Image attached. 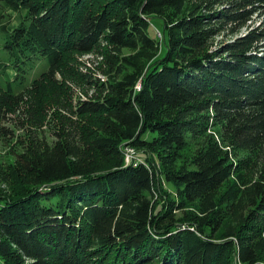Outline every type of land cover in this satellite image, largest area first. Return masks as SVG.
<instances>
[{
    "label": "trees",
    "instance_id": "16d2710c",
    "mask_svg": "<svg viewBox=\"0 0 264 264\" xmlns=\"http://www.w3.org/2000/svg\"><path fill=\"white\" fill-rule=\"evenodd\" d=\"M0 25L12 58L4 82L0 63V140L30 90L63 89L71 53L100 49L105 76L86 78L94 95L77 106L52 101L96 130L69 123L52 144L32 140L0 175L19 184L17 196L0 189V264H258L264 0H0ZM36 58L48 69L18 90ZM29 105L36 120L42 103ZM126 144L158 150L162 169L126 161ZM160 175L179 184L175 198Z\"/></svg>",
    "mask_w": 264,
    "mask_h": 264
},
{
    "label": "rangeland",
    "instance_id": "374dc122",
    "mask_svg": "<svg viewBox=\"0 0 264 264\" xmlns=\"http://www.w3.org/2000/svg\"><path fill=\"white\" fill-rule=\"evenodd\" d=\"M260 18L254 19L249 25L241 29L236 35L220 34L214 38V47H218L223 42H229L233 40L238 35L245 34L250 28L260 24ZM152 30L162 39V27L161 21L154 20ZM152 32V33H153ZM6 33L2 30L0 25V63H5L8 65L9 69L2 76V82L5 78L11 76V62L12 58L9 51L5 48ZM102 47L105 43L101 44ZM100 50V49H99ZM99 50L90 53H71L65 59V64L62 72L57 74V78L61 81L62 90L57 93L67 100L68 104L72 102L73 106L79 105V103L84 100L93 98L94 89L91 84H88L86 78L89 76L105 78L101 73V57L99 55ZM32 66L26 71L25 77L22 78V85L18 90H21L23 86L29 87L34 80H39L48 69V61L45 58H36ZM8 73V75H7ZM24 82V83H23ZM47 82L41 83L34 90H30L27 97V102L20 104L15 112L10 114L9 120L5 123L6 126L11 130L12 134L10 137L2 138L0 140V175L4 176L5 173L10 171V167L14 164L15 154L23 152L32 140H39L43 144H52L58 138V134L61 133L63 127L67 128L69 123H77L79 127L90 129L91 131L96 130L95 124L87 123V120L81 119L74 116L71 112L64 110L63 108L57 107L53 104V98L57 93L52 87L47 86ZM33 91V92H32ZM41 102L43 112L37 111L38 118L35 120L31 117L30 107L31 102ZM73 127V126H72ZM216 131V129H215ZM145 137H151L150 133H146ZM190 146H188L187 151L189 153L194 150L198 141L190 140ZM126 161L130 160H153L156 164L158 172L162 169L161 161L158 158V150H145L141 148L132 147L128 144L125 145ZM189 155L186 152L182 155L181 163L184 156ZM160 190L163 194L164 199L167 196L171 198L176 197V190L179 184L169 183L165 180L164 176L160 175L159 179ZM0 189L4 194L10 196H17L19 184L14 180L4 181L0 179ZM158 198V197H157ZM156 199L158 204V209L160 204L164 203L165 200ZM164 200V201H163ZM191 210V208H189ZM181 212L178 216H181ZM222 233H217L214 235L215 239H219ZM236 264H241L236 262ZM258 264H264V252L261 253Z\"/></svg>",
    "mask_w": 264,
    "mask_h": 264
}]
</instances>
